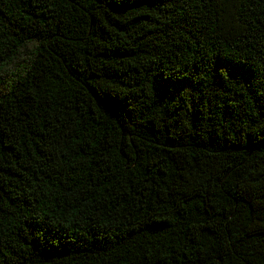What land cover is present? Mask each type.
Wrapping results in <instances>:
<instances>
[{
    "label": "trees",
    "instance_id": "1",
    "mask_svg": "<svg viewBox=\"0 0 264 264\" xmlns=\"http://www.w3.org/2000/svg\"><path fill=\"white\" fill-rule=\"evenodd\" d=\"M0 264H264V0H0Z\"/></svg>",
    "mask_w": 264,
    "mask_h": 264
},
{
    "label": "rangeland",
    "instance_id": "2",
    "mask_svg": "<svg viewBox=\"0 0 264 264\" xmlns=\"http://www.w3.org/2000/svg\"><path fill=\"white\" fill-rule=\"evenodd\" d=\"M4 84H1L0 87H3Z\"/></svg>",
    "mask_w": 264,
    "mask_h": 264
}]
</instances>
